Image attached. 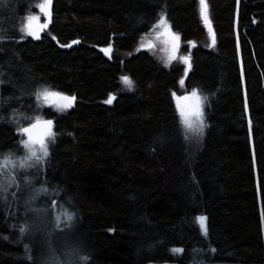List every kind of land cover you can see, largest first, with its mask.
<instances>
[{
  "label": "trees",
  "instance_id": "16d2710c",
  "mask_svg": "<svg viewBox=\"0 0 264 264\" xmlns=\"http://www.w3.org/2000/svg\"><path fill=\"white\" fill-rule=\"evenodd\" d=\"M40 1L0 2V157L38 117L55 133L14 187L0 176V264H38L21 229L42 189L77 215L91 264H264V0H207L214 45L199 0H52L36 39L21 29ZM162 13L180 37L171 63L139 44ZM44 89L73 107L44 105ZM196 89L202 131L174 100Z\"/></svg>",
  "mask_w": 264,
  "mask_h": 264
},
{
  "label": "rangeland",
  "instance_id": "374dc122",
  "mask_svg": "<svg viewBox=\"0 0 264 264\" xmlns=\"http://www.w3.org/2000/svg\"><path fill=\"white\" fill-rule=\"evenodd\" d=\"M43 3L44 0L39 2L38 13H32L27 17L25 26L31 25L33 22H44V20H41V16L45 15V12L40 8V5ZM167 23L169 25L168 21ZM30 28L33 32H35L31 26ZM170 31L174 33L171 29ZM163 32V27L154 28L151 33L140 38L139 44L140 46L146 47L152 52L158 53L159 55H164L169 60L171 55L175 54V56H177V49L174 53V42L172 40H166L164 38V35L166 34L158 35L159 33ZM149 43H151L153 47H147ZM179 56L182 57L183 55ZM49 91L56 92L53 90ZM196 92L199 101L197 97L191 96L192 92L183 96L174 95L177 109L180 112V109L182 108L187 119L191 123L194 121V119L197 120L195 112L198 103L199 109L203 113V122L205 118V95L201 94L197 89ZM186 96L188 97L187 100L182 99ZM41 102L44 105L57 108L54 103H47L43 99H41ZM39 119L40 118L38 117L35 119V121ZM198 122L200 123V121ZM26 128L31 129V136L34 141H38L41 137H43L49 149V144L52 139H49L44 135L45 128L43 124L38 125L36 128H32V126H28ZM22 129L24 128L19 130L21 142L29 139V135L23 133L21 131ZM32 147L36 150L37 157L42 155L40 152V144L38 142L33 143ZM23 148L24 151L17 155L11 153L8 155V157H0V176L4 178L1 184L5 188L14 187L16 185V176L19 172H23L24 169H28L29 172L30 169H35L34 167L37 165L36 161L38 160L36 157H33L31 160L26 162L27 165L31 166L20 167V163L26 156L29 155V152L24 147V145ZM5 158L12 160L13 164L7 166L3 165ZM19 190L21 189L19 188ZM35 195H33L34 197L30 199L28 220L24 224V230L27 231L32 227V229L38 234L36 236V232L34 234V237H36V242L41 248V255L38 264H91L87 254L82 251L81 246L78 244V242H76L77 237L74 235L73 229L77 221V215H75V213L70 210L71 208L68 206V203L63 202L59 196L54 192L52 193L51 190L42 189L41 193L38 192ZM69 215L71 216L70 220L67 219V216ZM57 217H60L59 221L57 220Z\"/></svg>",
  "mask_w": 264,
  "mask_h": 264
},
{
  "label": "snow or ice",
  "instance_id": "6c2138e0",
  "mask_svg": "<svg viewBox=\"0 0 264 264\" xmlns=\"http://www.w3.org/2000/svg\"><path fill=\"white\" fill-rule=\"evenodd\" d=\"M0 2H2V0H0ZM51 3H52V0H44V3L40 5L41 10L50 9ZM199 4H200V15H201V18L203 19L204 24L208 27L209 33L212 34V43L214 45L215 44V35H214L213 30H212L211 21L209 19L207 0H199ZM49 15H50V12H49ZM30 19H34V18H30ZM43 27H46V25H44ZM159 27H163L164 32L163 33H159L158 35L167 34V35L170 36L171 40L174 42L173 52L175 53V50L179 48V43L178 42L180 40V37H179V35H176V34H174V33H172L170 31V26L167 23L166 15L163 14V13L160 16L158 23L156 25H154V28H159ZM21 30L25 31L27 35L33 36L36 39L40 38L37 33L33 32L31 30L30 25H26L25 28H22ZM73 43H77V41H74ZM147 47L151 48V47H153V45L151 43H149L147 45ZM103 51H105L106 54L110 53L111 48L109 47L107 49H103ZM175 59H176L175 54L171 55L169 57V63H171V61L175 60ZM180 59L187 65V68L185 69V76H187L188 70L191 68V64H190L189 58L182 56V57H180ZM121 79H122L123 83L125 85H127L129 87V89H131V87L133 85V82L127 76L121 77ZM180 83L183 85L184 84V80L182 79L180 81ZM191 96L192 97H197L196 90L192 91ZM37 99L38 100L39 99H43L47 103H54L55 106L59 110L63 111V110H67V109L73 107V104H74V102L76 100V97L75 96L63 95V94H61L59 92H52V91H49L48 89H44L42 92L37 94ZM114 99H115V97L110 95L109 98L105 101V103L111 104ZM182 99L187 100L188 97L186 96V97H183ZM197 99L199 101L198 97H197ZM180 115L183 118V123L187 126V128H189V129L193 128V124L187 119V117H186V115H185V113H184L182 108L180 109ZM195 115H196L197 120L200 121V126H199L198 130L202 131V128H203V113L199 109V103L197 104ZM41 123L43 124V126L45 128L44 135L47 136L49 139H54L55 133L52 132L53 121L52 120H46V121H42L41 122L40 120H37V123L33 124L32 128H36L37 125H39ZM21 131L23 133L29 135V139L28 140L22 141L24 147L28 150L29 155L26 156L24 158V160L20 163V167L31 166V165H27L26 162L28 160H31L33 157H36L37 160H42L44 157H46L48 155V145L45 142L43 137H41L38 141H34L32 139V136H31V129L24 128ZM37 142L40 144V152L42 153V155L39 156V157H37V152L32 147L33 143H37ZM10 164H13V161L8 159V158H5V160L3 161V165L7 166V165H10ZM59 219H60V217H57L58 221H59ZM67 219L70 220L71 216L70 215L67 216ZM206 219L207 218L204 217V216L197 217V222L199 223V225L201 227V230L203 232H205V234L207 232ZM21 231H24V229H21ZM173 251L174 252H180L181 249H173Z\"/></svg>",
  "mask_w": 264,
  "mask_h": 264
},
{
  "label": "water",
  "instance_id": "95a60500",
  "mask_svg": "<svg viewBox=\"0 0 264 264\" xmlns=\"http://www.w3.org/2000/svg\"><path fill=\"white\" fill-rule=\"evenodd\" d=\"M51 24V16L49 15V11H46V16H45V20L43 23H38V22H33L30 26L32 27V29L35 31V33H37L39 36H41L42 32L46 29L49 28ZM44 25H46V27H43ZM164 38L166 40H171L169 35H164ZM180 44V40L178 42ZM66 95V94H63ZM70 96V95H68ZM37 120L33 122V124H36Z\"/></svg>",
  "mask_w": 264,
  "mask_h": 264
},
{
  "label": "flooded vegetation",
  "instance_id": "af4514ba",
  "mask_svg": "<svg viewBox=\"0 0 264 264\" xmlns=\"http://www.w3.org/2000/svg\"><path fill=\"white\" fill-rule=\"evenodd\" d=\"M37 130V129H36Z\"/></svg>",
  "mask_w": 264,
  "mask_h": 264
}]
</instances>
